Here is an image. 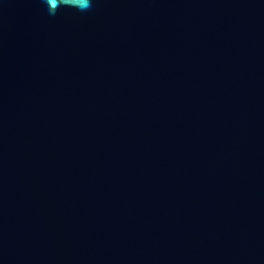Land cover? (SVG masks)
<instances>
[{"label": "water", "instance_id": "1", "mask_svg": "<svg viewBox=\"0 0 264 264\" xmlns=\"http://www.w3.org/2000/svg\"><path fill=\"white\" fill-rule=\"evenodd\" d=\"M0 264H264V0H0Z\"/></svg>", "mask_w": 264, "mask_h": 264}, {"label": "clouds", "instance_id": "2", "mask_svg": "<svg viewBox=\"0 0 264 264\" xmlns=\"http://www.w3.org/2000/svg\"><path fill=\"white\" fill-rule=\"evenodd\" d=\"M68 2L78 6L80 11H88L94 6V0H68Z\"/></svg>", "mask_w": 264, "mask_h": 264}]
</instances>
